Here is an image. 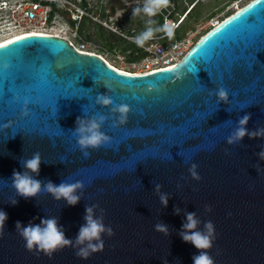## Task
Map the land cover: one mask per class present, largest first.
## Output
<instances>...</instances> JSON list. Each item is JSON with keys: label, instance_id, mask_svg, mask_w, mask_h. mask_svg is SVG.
<instances>
[{"label": "water", "instance_id": "95a60500", "mask_svg": "<svg viewBox=\"0 0 264 264\" xmlns=\"http://www.w3.org/2000/svg\"><path fill=\"white\" fill-rule=\"evenodd\" d=\"M220 87L229 103H218ZM100 94L130 106L125 124L110 106L96 104ZM84 113L107 116L102 130L113 139L88 158L72 133ZM246 114L250 130L264 126V0H251L202 35L175 66L152 73L119 70L60 36L32 34L0 45V210L8 215L0 264H193L198 250L179 235L187 212L213 222L216 239L208 251L214 264H264V160L257 155L264 138L227 142ZM35 152L44 161L36 179L85 184L77 205L47 192L17 196L13 172H23L19 160ZM192 163L198 178L189 172ZM96 204L114 235L105 234L104 250L87 260L73 247L51 258L36 255L16 231L17 221L27 226L54 216L74 239L86 206ZM157 223L168 226L167 235L156 231Z\"/></svg>", "mask_w": 264, "mask_h": 264}, {"label": "clouds", "instance_id": "9594fccd", "mask_svg": "<svg viewBox=\"0 0 264 264\" xmlns=\"http://www.w3.org/2000/svg\"><path fill=\"white\" fill-rule=\"evenodd\" d=\"M170 0H142L133 10V17H141L144 20V28L137 33L132 39L138 47H144L146 43L156 38L157 34H163L167 38L174 36L175 26L172 23L165 22L159 24L155 17L163 10L168 8ZM184 70L176 73L177 78H182ZM105 87L112 91L110 85L105 84ZM215 95L218 98V103H229V93L224 87H220ZM96 104L110 106L113 113L118 114L117 119L119 125L127 122L131 108L127 104H115L111 95L100 94L96 97ZM27 102H25L24 115H28ZM251 114H246L238 118L234 122L235 127L227 138L229 144H239L245 137L250 139L264 138V126L250 130L247 125L251 120ZM108 119L104 114L97 113L89 117L86 113L83 116L77 117L76 127L72 130L79 150L85 158L91 156L90 150H99L102 147H107L112 144L113 139L107 135L102 129ZM116 120L113 121V127H116ZM4 127H8L5 125ZM14 138V137H13ZM261 160H264V150L258 154ZM21 166L25 169L23 172L14 170L11 177L12 186L16 190L17 196L24 199L36 198L42 192H47L56 201H66L69 206L77 205L85 190V184L82 181L68 182L70 178L62 180L60 184H55L51 180L42 181L36 179L41 171V165L44 163L39 152L33 153L30 158L19 160ZM197 167L195 163L191 164L189 172L193 177H197ZM259 167V166H257ZM198 178V177H197ZM161 186L156 185L159 198L164 206L168 204V195L160 192ZM10 203L15 206L18 204L17 199H13ZM95 209H99L100 215L95 214ZM86 214L84 216L85 223L79 228V231L74 239L66 236V231L60 225L57 217H45L40 219V223L29 222L24 226L20 221L16 222V231L25 241V247L32 251L35 249V254L43 253L49 258L57 251H61L66 247L76 249V256L87 260L93 253L103 251L105 242L103 236L106 234L111 237L114 235L113 228L107 226L105 220V210L100 208L98 204L86 206ZM179 214L180 209L174 210ZM205 211L211 212L212 208L209 205L205 206ZM8 215L5 211L0 210V231L5 227ZM203 228L201 229V225ZM155 229L158 232L168 234V226L163 223H157ZM180 237L184 242L190 243L198 250L197 255L192 257L193 264H214V258L208 250L213 248L214 240V224L212 221H202L195 212H187L185 222L179 232ZM167 264V262H166Z\"/></svg>", "mask_w": 264, "mask_h": 264}, {"label": "flooded vegetation", "instance_id": "af4514ba", "mask_svg": "<svg viewBox=\"0 0 264 264\" xmlns=\"http://www.w3.org/2000/svg\"><path fill=\"white\" fill-rule=\"evenodd\" d=\"M27 1L38 0H11V4ZM204 1L170 0L168 8L155 19L162 25L167 21L177 23L183 17L182 27L195 7ZM141 2L142 0L45 1L50 6L45 30L58 33L77 44H84L85 51L101 55L105 60H137L142 57V52L132 38L143 30L144 20L133 17L132 10ZM5 21L8 25L0 35L1 39L33 34L30 25L24 23L19 14L9 16ZM150 43L149 41L146 45Z\"/></svg>", "mask_w": 264, "mask_h": 264}, {"label": "built area", "instance_id": "2783aa9c", "mask_svg": "<svg viewBox=\"0 0 264 264\" xmlns=\"http://www.w3.org/2000/svg\"><path fill=\"white\" fill-rule=\"evenodd\" d=\"M45 1L50 0L18 2L15 5L11 4V0H0V35L2 34L4 28H6L8 25L5 20L9 18V16L13 17L14 15L19 14L24 23L30 25L33 34L54 35L65 38L58 33L45 30V28H47L46 24L48 22L50 13V6L45 4ZM5 15H7V17ZM183 19L184 18L181 17L177 23L167 21L175 26L174 36L172 38H167L164 35H157L156 38L150 41V44L145 45L144 47H139V50L142 52V57L137 60L128 61L132 69H122V71L135 74H144L175 66L192 47L191 45L188 48L189 42L192 39L190 34H187L184 37L181 36L180 38L176 37V32L178 29H180L181 24L184 21ZM69 41L79 51L94 54L93 52L85 51L84 44H77L71 40ZM98 56L102 57L101 55ZM116 68L121 70V68Z\"/></svg>", "mask_w": 264, "mask_h": 264}, {"label": "rangeland", "instance_id": "374dc122", "mask_svg": "<svg viewBox=\"0 0 264 264\" xmlns=\"http://www.w3.org/2000/svg\"><path fill=\"white\" fill-rule=\"evenodd\" d=\"M251 0H205L195 7L186 20L185 25L178 29L177 34L186 36L190 34L192 39L188 48L197 42V40L209 31L216 22L221 21L230 13L237 11L245 6ZM185 6V5H184ZM192 15V16H191ZM112 65L130 70L132 69L128 61L107 59Z\"/></svg>", "mask_w": 264, "mask_h": 264}, {"label": "bare ground", "instance_id": "6f19581e", "mask_svg": "<svg viewBox=\"0 0 264 264\" xmlns=\"http://www.w3.org/2000/svg\"><path fill=\"white\" fill-rule=\"evenodd\" d=\"M242 7H244V6H242ZM242 7H241V8H242ZM241 8H239V9H241ZM239 9H238V10H239ZM218 22H219V21H218ZM216 24H217V22L214 24V26H215ZM18 38H20V37H18ZM18 38H14V39H18ZM14 39H12V38H11V39H7V38H6V39H5V38H4V39H1V38H0V45L5 44V43H7V42H10V41H12V40H14ZM194 44H195V43H194ZM194 44H193V45H194ZM193 45H192V46H193ZM191 48H192V47H191ZM191 48H190V49H191ZM190 49H189V50H190ZM107 62H108L110 65H112L108 60H107ZM112 66H113V65H112ZM121 70H122V69H121Z\"/></svg>", "mask_w": 264, "mask_h": 264}, {"label": "trees", "instance_id": "16d2710c", "mask_svg": "<svg viewBox=\"0 0 264 264\" xmlns=\"http://www.w3.org/2000/svg\"><path fill=\"white\" fill-rule=\"evenodd\" d=\"M230 14H232V13H230ZM230 14H229V15H230ZM229 15H227V16H229ZM227 16H226V17H227ZM226 17H225V18H226ZM222 20H223V19H222ZM222 20H221V21H222ZM204 34H205V33H204ZM176 37H177V38H180V35L177 34V32H176Z\"/></svg>", "mask_w": 264, "mask_h": 264}]
</instances>
